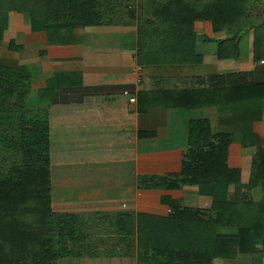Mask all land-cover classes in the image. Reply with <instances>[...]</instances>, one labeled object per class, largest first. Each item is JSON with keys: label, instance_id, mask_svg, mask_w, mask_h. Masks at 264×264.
Listing matches in <instances>:
<instances>
[{"label": "trees", "instance_id": "trees-1", "mask_svg": "<svg viewBox=\"0 0 264 264\" xmlns=\"http://www.w3.org/2000/svg\"><path fill=\"white\" fill-rule=\"evenodd\" d=\"M255 6L262 12L257 14ZM14 12L29 15L35 31L136 26V62L141 68L201 64L194 31L197 22H210L214 39L225 37L216 40L219 60H236L240 40L249 32L253 62L264 60V0H0V40ZM167 80V87L149 90L142 81L135 94L138 114L153 109L243 107L264 101V82H256L252 72ZM53 82L58 85L36 93L39 100H49L50 107L68 105L64 95L73 97L82 86L74 74L57 75ZM64 87L68 91L60 98ZM113 89L118 91L109 95L112 110L122 100L126 109L133 86ZM30 95V75L0 65V264H57L60 258L104 256L136 258L137 264H212L216 259L234 260L241 253L262 262L264 202L253 201L249 193L255 188L264 192V153L254 158L249 181L242 185L240 171L228 165L232 135L212 134L208 120H192L180 172L139 176L137 187L197 186L212 197L208 211L172 205L167 218L128 212L55 214L49 113L32 106ZM119 133L120 140L133 143L135 136L127 129ZM153 136L136 134L137 138ZM224 229L233 233H223Z\"/></svg>", "mask_w": 264, "mask_h": 264}, {"label": "crops", "instance_id": "crops-1", "mask_svg": "<svg viewBox=\"0 0 264 264\" xmlns=\"http://www.w3.org/2000/svg\"><path fill=\"white\" fill-rule=\"evenodd\" d=\"M253 9L257 14L262 12L257 6ZM194 31L201 64L141 68L136 62V26L58 27L35 31L29 15L14 12L9 16V28L3 31L0 40V65L30 75V103L48 110L51 145H61L62 149L54 152L57 157L65 153L67 160L62 156L49 168L51 208L55 214L128 212L167 218L172 213V205L208 211L212 197L201 193L197 186H183L178 190L137 187L139 176H173L180 172L192 120H208L212 134L232 135L228 165L240 171L242 185L248 183L254 158L259 152L264 153V101L243 107L153 109L144 114H138L136 103L130 102L143 87L142 81L144 89L149 90L167 87V79L252 72L256 82H264V60L254 63L252 59L253 35L252 39L248 33L241 38L240 56L236 60H219L216 40L225 37L214 39L210 22L195 23ZM245 37L248 41L243 47ZM208 38L214 40L206 41ZM66 74L78 75L82 84L79 89L90 91H76L73 97L66 94L64 101L68 105L55 107H50L49 100L37 98L39 89L58 85L53 82L54 77ZM157 79L166 81L155 83ZM119 85L133 86L134 95L127 101L126 109L122 108L125 102L122 100L113 111L109 95L117 93L113 88ZM67 91L65 87L60 89V98ZM126 129L135 136L133 143H125L118 137L119 131L124 133ZM130 129L133 130L129 132ZM139 131L154 136L137 138ZM126 135L125 138L129 136ZM131 147L133 151H127ZM69 151L78 154L74 162L66 154ZM233 191L230 186L228 192L232 195ZM249 196L253 201L264 202L260 188L251 190ZM57 264H137V260L80 257L60 258ZM212 264H264V259L255 263L251 255L241 253L234 260L216 259Z\"/></svg>", "mask_w": 264, "mask_h": 264}, {"label": "rangeland", "instance_id": "rangeland-1", "mask_svg": "<svg viewBox=\"0 0 264 264\" xmlns=\"http://www.w3.org/2000/svg\"><path fill=\"white\" fill-rule=\"evenodd\" d=\"M248 37L250 38V39H252V34H250V32L248 33ZM246 40L248 41V38L247 37H245V38H243V47H245V43H246ZM215 44V43H214ZM140 80V79H139ZM249 105V104H248ZM56 137V136H55ZM55 137H53V139H55ZM55 145V147L54 146H51V149H52V151H51V156H52V162H53V164H57V158H59V161L61 160V158H62V156L65 158V153H62V155L61 154H59L58 155V157H57V154H55V152H54V149H55V151L57 152V150H58V148H60V149H62V146L61 145H56V144H54ZM127 151H129V152H131V151H133V147H131L130 149H128ZM71 151H69V153H66V154H72L71 156H70V162H74L75 160H76V158L78 157V154H75V153H70ZM119 154H121V153H119ZM82 155L84 156V153H82ZM123 156L124 157H127V155L125 154V153H123ZM63 158V160L65 161V162H67V160H66V158L64 159ZM133 158V157H132ZM222 232L223 233H233V231L232 230H230V229H224V230H222ZM106 243H109V241H106Z\"/></svg>", "mask_w": 264, "mask_h": 264}, {"label": "built area", "instance_id": "built-area-1", "mask_svg": "<svg viewBox=\"0 0 264 264\" xmlns=\"http://www.w3.org/2000/svg\"><path fill=\"white\" fill-rule=\"evenodd\" d=\"M130 102L133 103V104H135L136 103V99L135 98H131L130 99Z\"/></svg>", "mask_w": 264, "mask_h": 264}]
</instances>
